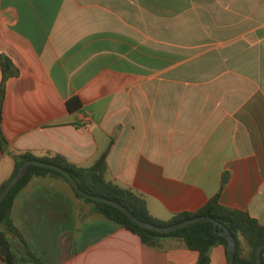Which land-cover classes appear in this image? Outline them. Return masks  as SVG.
<instances>
[{"label":"crops","instance_id":"obj_1","mask_svg":"<svg viewBox=\"0 0 264 264\" xmlns=\"http://www.w3.org/2000/svg\"><path fill=\"white\" fill-rule=\"evenodd\" d=\"M0 55L18 70L0 105V187L14 153L91 167L112 143L107 179L158 219L219 195L264 225V0H0ZM12 219L46 264L199 259L178 240L143 244L52 176L29 182ZM210 264H228L224 246Z\"/></svg>","mask_w":264,"mask_h":264},{"label":"trees","instance_id":"obj_2","mask_svg":"<svg viewBox=\"0 0 264 264\" xmlns=\"http://www.w3.org/2000/svg\"><path fill=\"white\" fill-rule=\"evenodd\" d=\"M0 68L3 73L0 84V105H2L5 99L7 81L9 78L18 75V70L12 61L4 55H0ZM0 144L3 151H6L8 142L1 127ZM110 147L91 167L77 166L60 154L48 153L43 157H38L29 151L14 153V170L11 177L1 185L0 195L26 161L39 160L55 164L71 173L82 190L91 195L102 196L120 203L141 221L157 226H169L200 216L212 217L226 226L236 239L237 248L234 264H256V250L264 243V225L260 224L258 220L251 217L248 212L223 206L220 203L219 195L212 198L197 212L179 213L169 221L158 219L149 211L144 194L122 187L107 179L109 168L107 157ZM46 176L63 179L71 185L64 174L49 168L32 165L29 167L26 175L13 187L0 204V259L4 264H46L28 247L12 219L13 206L17 196L34 177ZM77 196L85 199L87 202L93 203L98 212L104 214L108 219L128 231L138 235L142 243L149 247L163 250L166 248V241L169 239L182 242L189 250L199 253L197 264H210L211 251L214 247L222 245L227 249V239L217 234V230L220 228L216 227L212 222L195 223L189 227L165 234L156 233L139 227L123 211L113 205L86 199L78 194ZM14 240H17L21 244L24 250L22 253H19L15 249ZM243 240L246 242V247L243 244Z\"/></svg>","mask_w":264,"mask_h":264},{"label":"water","instance_id":"obj_3","mask_svg":"<svg viewBox=\"0 0 264 264\" xmlns=\"http://www.w3.org/2000/svg\"><path fill=\"white\" fill-rule=\"evenodd\" d=\"M0 108H1V106H0ZM32 165H38L41 167L49 168V169H52V170H55V171H58V172L64 174L78 195H80L86 199H91L94 201H100V202H104V203L113 205V206L117 207L118 209H120L121 211H123L139 227L151 230V231L156 232V233L165 234V233H170V232L180 230V229L185 228V227H189L190 225L195 224V223L212 222V223H214V225L216 227L220 228L219 230H217V234L219 236L224 237L228 241V246H227L228 264H234L235 263L236 248H237L236 239L233 236V234L231 233V231L226 226H224L223 224H221L219 221L215 220L214 218L208 217V216H200V217H197L194 219H189L187 221H183L181 223H177V224L169 225V226H157V225H154L151 223H147L145 221H141L138 218H136L127 208H125L120 203H118L114 200L102 197V196L91 195L88 192L82 190L80 188L78 182L71 175V173H69L64 168H61L55 164L46 163V162L39 161V160H31V161H26L25 163H23V165L20 167V169L18 170L16 175L11 179L9 184L6 186V188L1 193L0 204L7 197V195L10 193V191L13 189V187L26 175L29 167ZM263 251H264V243L262 245H260L256 250V264H263Z\"/></svg>","mask_w":264,"mask_h":264}]
</instances>
